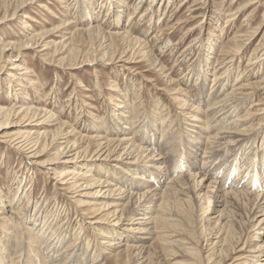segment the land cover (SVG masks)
Returning <instances> with one entry per match:
<instances>
[{"label": "rangeland", "instance_id": "rangeland-1", "mask_svg": "<svg viewBox=\"0 0 264 264\" xmlns=\"http://www.w3.org/2000/svg\"><path fill=\"white\" fill-rule=\"evenodd\" d=\"M101 1L79 0L80 6L78 4L76 7H72L76 4V2L73 3L74 0H0V46H7L4 55L0 53V57H6L0 58V64L3 67L0 70L1 107L9 109L12 105H15L16 108L20 106L18 102L13 101V94H9V86L19 84L17 90H20V84H22V86L28 88L24 96L32 98L36 102L33 104L36 105L35 107H43L48 111L52 110L58 120L66 124L64 129L73 131L69 137L70 141L73 142L80 135L83 136V144H79L81 146L80 152L83 153V149L90 145L88 154L86 157L83 156L79 162H67L68 159L72 160V157H69L74 155L72 153L55 161L56 163L50 166L49 164L57 156L61 147H65V139H61L63 138L61 135L53 137V134L57 132L56 128L53 127L56 122H48L42 131L48 133L49 139L47 140L49 143L52 140H56V143L50 145L42 157L35 159L40 165H34L31 161L28 162L22 159L16 148H12L10 143L17 144V142L26 139V136L19 135L18 131L25 133L28 131L27 129L33 127L31 123L34 125L37 122H31L29 118L23 115L13 117V119L10 118L9 124L4 126V129L0 128V188L2 190L0 197L1 195H8L9 198L6 197L5 199L13 200L20 190L19 195L23 198L20 204L22 210H19L21 216L32 214L35 205H45L49 212L60 205L62 217L59 215V219L64 220L58 219V224L64 225L66 221L72 220V228L70 229L72 235L78 233L79 227L76 224L78 222L81 224L79 220L82 217L76 220L77 214L75 215L74 210H76L77 201L81 200V196L78 197V195L84 193L79 192L82 188L71 190L70 184L73 183L71 177L60 178L59 173L62 176L69 175L73 170L75 171V166L78 164H81L82 168L90 165L92 167V164L97 167L108 164L111 170L109 174L117 171V168L126 171L116 161L115 154L105 159L99 152L96 153L97 145L92 139L97 134L94 129L89 130L87 124L99 125L101 122L107 121L108 118L110 120L117 118L116 113L119 109L116 106L122 102L125 95L128 96L127 101L131 108L135 106L137 111L135 112L141 116L145 115L151 118L154 114L157 115L159 109H163L164 114L168 112L166 124L170 126L169 131L172 135L175 132V135H179V137L182 134L184 136L182 141L186 146L188 145L186 141L191 140L193 137V135L191 137V132L194 131V128L189 127V125L191 123L195 124L190 121L192 118L190 114L191 106L194 103L192 101L196 95L200 94L198 89L201 80L196 83V79H198V74L202 77L207 76L204 84V94H201L200 98L206 97L204 99H207V96L213 97L219 92L218 94L221 96L224 94L223 101L222 99L221 101H226L224 102L225 106H228L225 111L232 109L234 105L236 107L243 105L242 110L238 112L240 117H243L241 118L240 130L245 131L244 133L247 136L245 135V141L238 146L237 143L236 145H233L235 143L226 145V141H223L222 146L217 148L220 154L212 155L213 160L217 158V162L213 161L210 155L208 159L212 161L211 168H207L206 171L199 169L195 173H204L210 176L214 172V175L210 176V181L216 182V186L219 188L224 185V172L232 166L233 169L228 179L230 183L228 182V184L233 187L238 177L241 178L242 175L251 172L249 170V172L245 171L246 173L240 174L242 170L256 164L257 159L264 155V0H156V2L155 0H145L140 8L136 7L140 0H126L125 4L128 8L121 21V30L122 33L127 34L126 38L124 34L121 37L111 35L113 38H104L101 35L104 29L108 33L118 32L114 27H109L113 23L104 22L106 19L104 20L103 14L109 10H107V7L104 8L100 5ZM116 1L120 2L121 0ZM257 1L258 3H255ZM85 2H91L99 6V10L94 13V16H96L94 26H100L102 30L97 34L95 32L89 35L82 34L81 30L85 27V24L81 21L86 15L81 10V6H85ZM251 3L255 4L252 6ZM67 5H71V7L68 8ZM15 12L16 14L13 16ZM99 12L103 13L100 18L97 17ZM229 18L232 21H229ZM63 21H68L69 26L64 25ZM63 26L65 29H62ZM38 33L39 37L33 40V35L35 37ZM70 41L73 42L71 49H76V52H71V54L68 53L69 45L66 49H62L63 42L69 43ZM18 45L22 47L13 50V47ZM11 52H13V56L11 61L7 63ZM50 59L53 62L49 61ZM18 64L29 69L28 71L24 70L27 75L19 76L14 71L15 65ZM161 66H163L162 69L165 73L160 71ZM24 71L21 73H25ZM11 75L16 78L13 82L10 81ZM214 75L215 77H213ZM29 79H34L36 87H38L37 90L33 89L32 85L29 87ZM220 80L224 81L223 84L226 83L227 86L221 90L222 84L220 82L212 90L214 84ZM127 88L130 89L128 92H126ZM245 98H248L246 102H244ZM27 102L30 103L28 99ZM223 104L219 106L225 107ZM145 123L147 122L145 121ZM108 134L109 137L112 136L111 133ZM159 135L156 140L158 143L161 141ZM251 140H255L256 155L245 157L247 148L249 149L252 146ZM245 143L247 144L243 145ZM143 144H146V142ZM232 148H239L233 154L234 156L228 154V150L230 151ZM154 149L158 154L159 148ZM187 158L189 159V157ZM210 161L206 162L207 165ZM214 162L215 164H213ZM213 165H215L214 168H212ZM67 166H69L68 169H66ZM186 167L185 164V169H179L181 170L180 175L188 174ZM215 168H219V171ZM98 170V168L94 169L93 172ZM262 170L259 185H255L260 187L259 193H262L261 196L264 197V168ZM76 171V173H83L81 169ZM55 172L58 174L57 176L54 175ZM189 172L193 173L194 171L189 170ZM121 174L124 175L123 172H119L120 176ZM21 181L27 183L21 185ZM85 181L86 179L81 180L79 185H82ZM241 182H243V179ZM94 191L89 192L94 193ZM217 194L212 197L211 201H214L212 205L220 206L219 202L221 200L217 197ZM86 200L96 201L95 206L82 208L87 210L86 212L89 214V216H85L86 223H98L93 228L85 229V235L82 233L83 235H81L79 241L77 240L75 243H73L75 240L72 241L73 245L78 242L77 246L81 247L84 242V249H86L88 241L91 242L92 240L94 244L95 235L99 231H103L104 235H108V231L116 228L123 233L120 227L115 226L116 220L109 218L112 216L109 213L114 209L108 210L105 207L104 202L106 199L91 197ZM192 202L191 204V200L188 199L184 203L181 201L182 207L178 206L175 211L182 218L183 228L187 229V234L194 240L196 254L199 257L198 262H200H197L198 257L189 255L181 257L179 260L184 263L192 261L191 264H206L202 261V258L212 252V250L207 251L210 248L208 249L206 241L212 231L207 216H212V213L207 214L206 210H203V203L202 207L201 205L196 207L193 206L195 202L193 200ZM1 205L0 201V233L1 230L9 232L12 223L7 221L9 217L1 210ZM65 206L66 208L68 206L72 208L73 212L70 214L65 213ZM78 206L82 207L79 204ZM93 214L95 217L97 216L96 219H94ZM99 218H102V220H99ZM60 221H62L61 224ZM28 228L29 225H26V231ZM85 228H87V224ZM248 228L245 232L246 241L251 242L255 236L264 238L263 227ZM259 233L261 235H258ZM106 238L101 237V243L106 241L102 240ZM204 246L207 248H204ZM67 250L68 248L63 249L60 254L62 255ZM246 251L239 253V255L246 254ZM92 253L94 254L95 251L93 250ZM167 253V250L156 249L151 255L150 264H164L167 261L164 257ZM26 256L27 254L22 253L21 258H17L20 259L18 263L26 264L28 262ZM75 257L77 258V256H73L72 260ZM243 257L245 255L238 257L237 260H240L238 262H235L236 259L233 258L228 264H242ZM121 259H116L114 255H106L102 259L104 260L102 264H125ZM129 264L140 263L132 255Z\"/></svg>", "mask_w": 264, "mask_h": 264}, {"label": "bare ground", "instance_id": "bare-ground-1", "mask_svg": "<svg viewBox=\"0 0 264 264\" xmlns=\"http://www.w3.org/2000/svg\"><path fill=\"white\" fill-rule=\"evenodd\" d=\"M75 2L76 4H71L72 7H76L80 3L79 0H74L73 3ZM144 2L145 0H140L136 7L140 8ZM125 3L126 0H121L120 2H117L116 0L101 1L100 5L104 8L107 7V10L109 11L107 12L105 10L107 13L104 14L99 12L97 17L100 18L104 15L103 18L104 20L106 19L104 22L106 23L107 21L109 23H113L112 25L109 24V27H114L115 30H118L116 33H113V31L108 33L105 29L102 30L100 26H94V18L96 17L94 16V13L96 10H99V6L91 2H85V6H81V10L86 15V17L81 21L85 24H83L85 27L81 30L82 34L89 35L93 32L97 34L102 30L103 33H101V35H103L104 38H111L112 36L121 37L123 34L126 38L127 34L122 33L123 31L121 30V21L128 8ZM255 3H258V1ZM255 3H251V5L253 6ZM71 5H67V7L70 8ZM248 8L250 9L251 7ZM77 9L79 8L77 7ZM15 14L16 12L13 13V16ZM25 18L27 17L25 16ZM112 19H114V21H112ZM230 20L231 19L229 18V21ZM87 22L89 23L87 24ZM67 23L68 21H63L64 25L69 24ZM62 29H65L64 26ZM38 37L39 33L35 37L33 35V40H36ZM134 40L139 41L137 39ZM28 41L32 42L30 40ZM72 43L71 41L69 43L63 42L62 49H66L69 45L68 53L71 54V52H76L75 48L71 49L73 46ZM21 47L22 46L19 45L14 46L13 50L16 48L20 49ZM6 50L7 46H0L1 55H4L3 53L6 52ZM13 52L9 55L7 63L11 61ZM0 58L3 59L6 57L2 56ZM49 61L52 60L50 59ZM162 67L163 66H161L160 69L161 72L164 70ZM2 68L3 67L0 64V70ZM24 70L28 71L29 69L24 68L23 65H15L14 71H16L19 76L27 75ZM23 71L25 73H21ZM213 77H215V75ZM14 79H16L15 76L11 75L10 81L13 82ZM205 79H207V76L202 77L200 74H198V79H196V83L198 80H201V84L198 89L200 94L196 95L195 99L192 101L194 103H192L191 106L190 114L192 118L190 121L195 124L191 123L189 125V127L194 128V131H190L191 137L192 135L193 137L191 140L186 141L188 144L186 145L187 147L182 141L184 139L182 134H180L181 136L179 137V135H175V132L173 133L174 135H172L169 131L170 126L166 124L167 111V113L164 114L165 111L158 108L159 112H157V115L154 114L151 118L148 116L146 117L145 115L141 116L136 113L137 111L135 106L131 108L129 102L127 101L128 96L126 95L123 97L122 102L116 106L117 109H119L116 113L117 118H113L112 120L108 118L107 121H105V119V122H101L99 125H91L87 123L88 128H90L89 130L94 129L97 134L92 139L97 145L96 153L99 152V154L105 159H108L112 154H115L116 161H118L119 165L123 166L126 171L124 172L117 168V171L112 170V174H109V171L111 172V170L110 167H108V164H102L101 167H97L92 164V167H90V165L85 168H82L83 166L78 164L75 166V171L73 170L69 175L62 176L59 173L60 178L71 177V180H73V183L70 184L71 190L82 188L79 192L84 193L82 195H78V197L81 196V200L77 201L76 210H74L75 215L77 214L76 220L82 217L79 220L81 224L79 222L76 224V226L79 227L78 233L76 232L72 235L70 231L73 223L72 220L66 221V224L64 225L58 224V219L62 215V208H59L60 205L58 207L56 206L57 208L53 209L51 212L48 211V208L45 205H35V209L32 214L21 216L19 210L21 209L22 205L20 204L22 203L23 198L19 195L20 190L16 197H13V200L5 199L6 197L9 198L8 195H1V210H3V212H5V214L9 217L7 221L12 223V228H9V230L7 229L9 232H3L1 230L0 264H19L18 261L20 259L18 260L17 258H21L20 256L22 253L27 254L26 258L28 259V262H26V264H102V261H104L102 259L106 257V255H114L115 258L119 260L122 258L121 261L123 260L125 264H129L130 258L134 255L137 262L140 264H150L151 255L156 251V249L168 251V257H166V254V256L162 255L167 259L166 262L164 261L165 263L168 262L167 264H191L192 261H186L184 263L179 260L181 257H185L186 255L195 257H198V255L196 254L197 250L195 249L194 240L187 234V229L185 230L183 228L184 223L182 225V218L180 214L175 211L178 206H181V201L184 203L186 199L191 200V204L193 203V200L195 202L193 206L196 207H200V205L202 207L203 203V210H206L205 212L207 214L210 212L212 213V216H207L209 226H211L212 231L206 240L208 243L207 247L208 249L210 248L209 250H206H212V252L209 255L204 256L202 261L206 262V264L207 262L208 264H228L231 259L234 258L236 259L235 262H238L240 260H237V258L245 255V257L242 258V264H264V238L255 236L251 242L245 240V232L249 229L248 227H263L264 230V197L261 196L262 193H259L260 187L258 186V182L260 180L259 178L263 172L262 169L264 168V155L263 157L261 155V157L257 159L256 164L242 170L240 174L246 173L245 171L249 172V170L251 172L245 174L244 176L242 175L241 178L238 177L233 187H230L228 184V179L230 178V173L233 169L232 166L224 172V185L219 188L216 186V182L210 181V176H213L214 172H212L213 175L210 174V176L204 173H195L196 170L201 169L202 171H206L207 168L210 167L212 161L208 159V156L211 155L210 158H212V155L217 153L220 154V152L217 151V148L222 146L221 143L223 141H226V145H232V143H235L233 145H236L237 143L238 146L245 141L244 137L247 136L244 133L245 131L240 130L242 123L241 118L243 117H240V113L238 112H240L239 110H242L243 105H239L237 107L234 105L232 109L225 111L228 106H225L224 102L226 101L222 102L224 94L221 96L218 94L219 92L213 97L207 96V99H204L206 97L200 98L201 94H204V84L206 83ZM223 82L224 81L220 80L214 84V87H211L212 90L215 89L216 85H219L218 83L222 84L221 90H223L224 87L227 86L226 83L223 84ZM28 84L29 87L32 85L31 87L33 89H38L34 79H29ZM20 85L22 86V84ZM18 86L19 84L9 86V94H13V101L18 102L20 106L16 108L15 105H12L11 108L5 109V107H1L0 105V128L4 129V126L9 124L10 118L13 119V117L15 118L19 115L29 118L31 122H37L34 125L31 123V126L33 127L27 129L28 131L25 133L18 131V133H20L19 135L26 136V139L19 142L15 140L17 144H14V142L10 143L12 148H16L22 159L28 162L31 161L34 165H40V163L36 162L35 159L42 157L50 145L54 144L56 141L52 140L49 143L47 140L49 139L48 133L42 131L43 127L48 122H56L53 127L56 128L57 132L53 134V137L61 135V137H63L61 139H65V147H61L57 156L49 164L50 166L55 164V161L72 153H74V155L69 156L72 157V160L68 159L67 162H79L83 156L86 157L90 150V145H87V147L83 149V153L79 151V149H81L80 145L83 144L84 141L83 136H78L79 138H75L73 142L70 141L69 137L73 131L64 129L66 124L59 121L52 110L48 111L43 107H35L36 105L33 104L36 102H34V100L29 96H24L25 92L28 91V88L23 85L22 87L20 86V90H17ZM129 90L130 89L127 88L126 92ZM27 99L29 102L33 101L28 103ZM247 99L248 98H245L244 102H246ZM26 102L27 104H25ZM222 104L225 107L219 106ZM145 121L147 123H145ZM108 133H111L112 136L109 137ZM158 134H160L159 136L161 137V141H159V143L156 142ZM144 142H146V144H143ZM13 144L15 145L14 147ZM246 144L247 143L243 145ZM156 147L159 148L158 154H156L154 149ZM34 148L36 150H33ZM239 148H232L230 151L233 150V152L231 153L228 150V154L234 156L233 154H235ZM255 149V140H253L252 146H250L249 149L247 148L245 157H248L249 155L255 156ZM187 157H189V159ZM199 158L202 159L201 162ZM216 159L214 160L217 162ZM207 161H210L208 165ZM185 164L187 165L186 168L188 174L180 175L181 170L179 169H185ZM213 164H215V162ZM214 166L215 165H213L212 168H214ZM94 167H97L99 170L97 172H93L94 169H97ZM68 168L69 166H67L66 169ZM77 169L83 170V173H76ZM215 169L219 171V168ZM189 170L194 172L190 173ZM258 171L260 172L258 173ZM119 172H123L124 175L121 174L120 176ZM54 175L57 176L58 174L55 172ZM83 179H86V181L82 185H79ZM242 179L243 182H241ZM26 183L21 181V185H25ZM205 183L208 185L206 186ZM255 184L258 185L256 186ZM226 186L228 187L226 188ZM95 189L97 190L94 191ZM1 191L2 190L0 188V194H2ZM89 191H94V193ZM215 194H217V197L221 200L219 202L220 206L212 205L214 201L212 202L211 199L215 196ZM9 195L11 196V194ZM91 197H101L106 199L104 202L105 207L108 210L111 208L114 209L109 213L112 215L109 218L116 220L115 226L117 228L120 227L123 230V233L120 232V229H111V231H108V235L110 234L109 238L108 235H104L102 233L103 231L101 232L96 230L99 232L95 235V246L90 238L91 242L88 241L86 249H84V242L81 244V247L77 246L79 244L78 242L74 245L73 243L81 239V235H83L82 233H86L85 229H88L89 227L93 228V226L98 223H86L85 216H89V214L86 212L87 210L82 209L96 205V201L86 200ZM78 204L82 207H79ZM9 208L11 209L8 211ZM67 208L65 206V213L67 212L70 214L73 212L72 208L69 206ZM93 216L94 219H96L97 216L95 217L94 214ZM69 218L71 217L69 216ZM99 220H102V218H99ZM61 222L62 221H60V224ZM86 224L87 228H85ZM26 225H29L27 231ZM258 235H261V233ZM101 237H107L106 239H102L106 241L101 243ZM72 238L74 239L72 240ZM72 241L74 242L71 243ZM149 243L150 245L148 246ZM205 246L204 248H207ZM66 248H68V250L66 252L64 251L61 255L60 253ZM79 248L80 250H78ZM93 250L95 251L94 254L92 253ZM244 251H246V254L239 255V253H244ZM82 255H84V257H82ZM73 256H77V258L75 257V259L72 260ZM198 260L199 257L197 258V262Z\"/></svg>", "mask_w": 264, "mask_h": 264}]
</instances>
